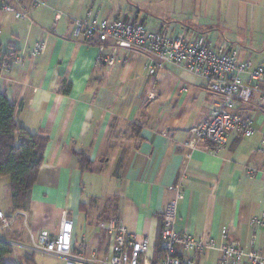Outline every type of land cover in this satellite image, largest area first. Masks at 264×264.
<instances>
[{"label":"crops","instance_id":"obj_1","mask_svg":"<svg viewBox=\"0 0 264 264\" xmlns=\"http://www.w3.org/2000/svg\"><path fill=\"white\" fill-rule=\"evenodd\" d=\"M104 1L42 0L29 18H9L2 25L0 48L15 53L0 71V91L15 104L20 125L48 136L25 216L18 215L0 231L5 234L0 240L13 248L9 262L61 260L33 251L31 244L43 230L56 232L64 216L73 223V248L85 253L109 255L111 237L100 225L111 221L148 237L155 252L163 212L177 184L176 230L211 238L216 245L198 254L195 264L200 258L217 264L223 229L244 249L252 241L264 248V227L252 230L250 225L252 217L264 213V151L258 150L264 137V100L254 94L235 110L252 118L253 135L230 131L217 153L207 142L188 148L190 129L201 126L215 105L207 81L173 64L150 74L145 68L149 54L142 51L120 49L109 65L98 59V47L86 44L73 27L91 8L109 20L131 15L146 29L171 36L202 32L177 12L166 17L135 8L127 15ZM263 10L257 18L264 17ZM38 38L44 48L31 58ZM227 45L240 58L264 61L247 47ZM111 51L104 45L100 55L108 57ZM80 153L89 160L87 167L80 165ZM8 184V176L0 177V210L6 213L11 211Z\"/></svg>","mask_w":264,"mask_h":264},{"label":"built area","instance_id":"obj_2","mask_svg":"<svg viewBox=\"0 0 264 264\" xmlns=\"http://www.w3.org/2000/svg\"><path fill=\"white\" fill-rule=\"evenodd\" d=\"M41 4L42 0H0V34L6 20L29 18L31 11ZM73 32L84 41L94 42L99 50L98 59L109 65L113 64L120 49L142 51L149 54L145 68L150 74H155L165 64H173L207 81L210 92L216 97L215 105L201 126L190 129L191 137L185 144L188 148L207 142L212 144L211 152L217 153L224 147L230 131L243 136L254 134L256 129L252 118L239 115L235 110L248 103L254 94L264 100V61L254 63L249 57L240 58L237 49L212 44L203 33L189 35L182 31L171 36L164 30L150 31L141 21L130 16L114 20L102 18L91 8L83 18L74 21ZM104 45L112 50L108 57L100 55ZM43 48L44 41L38 38L31 48V58ZM19 60L15 58V61ZM7 67L5 64L2 70ZM258 150L264 151V137ZM172 189L174 197L163 212L160 250L156 255L148 237H137L117 221L100 225L111 237L109 255L101 256L95 251L85 253L81 248H73V223L67 216L61 219L56 232L43 230L32 238L31 249L59 257L64 264H195L198 254L206 249H216V245L211 238H194L188 232L176 230L177 205L181 197L179 184ZM18 215L25 216V211L16 210L8 215L0 210V231L8 229ZM250 225L252 230L264 227V213L252 217ZM227 233L225 229L221 231L223 242L217 247L220 254L217 264H264V248L255 247L252 241L250 247L244 249L238 241L229 239Z\"/></svg>","mask_w":264,"mask_h":264},{"label":"rangeland","instance_id":"obj_3","mask_svg":"<svg viewBox=\"0 0 264 264\" xmlns=\"http://www.w3.org/2000/svg\"><path fill=\"white\" fill-rule=\"evenodd\" d=\"M104 4L122 7L127 15L134 14L135 8L163 13L166 17L177 12L185 17L184 23L207 35L212 44L242 45L247 47L248 53L264 56V17L256 16L264 8V0H106ZM4 235L0 232V237ZM4 259L13 261V252ZM41 263L64 264V261L44 259ZM199 264H211V260L200 258Z\"/></svg>","mask_w":264,"mask_h":264},{"label":"trees","instance_id":"obj_4","mask_svg":"<svg viewBox=\"0 0 264 264\" xmlns=\"http://www.w3.org/2000/svg\"><path fill=\"white\" fill-rule=\"evenodd\" d=\"M84 42L90 45L95 44L90 40ZM14 53L15 50L7 51L0 48V71L5 64H8ZM63 91L66 93L68 87L63 88ZM47 142L46 134L29 132L18 123L15 117V104L0 91V177L4 175L9 177L10 212L28 208L30 192L36 183ZM79 162L81 166L87 167L89 160L85 154L80 153ZM10 212L5 213L9 215ZM161 228L162 220L160 235ZM160 239L155 246V255L160 250ZM12 252V246L0 240V264H22L4 259Z\"/></svg>","mask_w":264,"mask_h":264}]
</instances>
